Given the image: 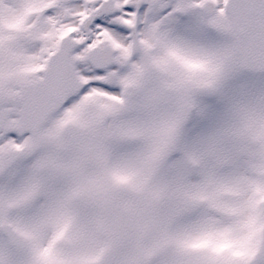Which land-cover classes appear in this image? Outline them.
I'll return each instance as SVG.
<instances>
[{
	"label": "snow or ice",
	"instance_id": "obj_1",
	"mask_svg": "<svg viewBox=\"0 0 264 264\" xmlns=\"http://www.w3.org/2000/svg\"><path fill=\"white\" fill-rule=\"evenodd\" d=\"M0 264H264V0H0Z\"/></svg>",
	"mask_w": 264,
	"mask_h": 264
}]
</instances>
